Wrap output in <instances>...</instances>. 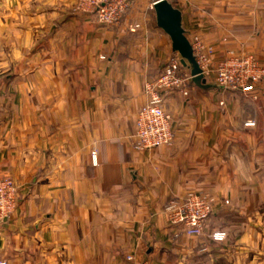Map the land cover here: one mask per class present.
<instances>
[{"label": "crops", "instance_id": "1", "mask_svg": "<svg viewBox=\"0 0 264 264\" xmlns=\"http://www.w3.org/2000/svg\"><path fill=\"white\" fill-rule=\"evenodd\" d=\"M75 1L0 0V177L16 186L0 261L264 264V81L251 93L191 79L186 95L166 91L172 141L137 150L145 87L174 52L156 0H129L112 25ZM169 1L214 61L264 59V0ZM190 192L212 204L199 236L164 210Z\"/></svg>", "mask_w": 264, "mask_h": 264}, {"label": "built area", "instance_id": "2", "mask_svg": "<svg viewBox=\"0 0 264 264\" xmlns=\"http://www.w3.org/2000/svg\"><path fill=\"white\" fill-rule=\"evenodd\" d=\"M128 6L127 0H76L74 8L93 14L101 24L112 25L120 21ZM137 27L134 25L129 30L133 31ZM190 43L206 81L211 80L218 87L242 93H251L254 85L264 81V59L252 54L229 52L223 59L214 61L211 46L204 44L198 37H193ZM183 67L180 55L173 52L155 80L145 87L147 100L135 115L134 146L137 150H150L171 143V116L164 110L163 97L166 91L172 89L187 94L186 83L191 76L183 71ZM253 124V121H247L244 125ZM91 157L95 160V151ZM15 203L14 180L9 175L0 177V229L10 217ZM164 210L171 225L186 235L199 236L211 214L212 204L207 197L190 192L181 199L167 203ZM225 237L224 230L213 231L210 235L213 241H222ZM0 264L7 263L1 260Z\"/></svg>", "mask_w": 264, "mask_h": 264}, {"label": "water", "instance_id": "3", "mask_svg": "<svg viewBox=\"0 0 264 264\" xmlns=\"http://www.w3.org/2000/svg\"><path fill=\"white\" fill-rule=\"evenodd\" d=\"M152 9L156 25L169 36L172 50L180 55L182 65L188 68L191 81L205 89L214 86L206 83L196 62L191 43L182 27L181 11L174 7L169 0H156L152 4Z\"/></svg>", "mask_w": 264, "mask_h": 264}, {"label": "rangeland", "instance_id": "4", "mask_svg": "<svg viewBox=\"0 0 264 264\" xmlns=\"http://www.w3.org/2000/svg\"><path fill=\"white\" fill-rule=\"evenodd\" d=\"M127 1H128V3H129V0H127ZM125 12H126V11H125ZM125 12H124V13H125ZM9 176H10V175H9Z\"/></svg>", "mask_w": 264, "mask_h": 264}]
</instances>
